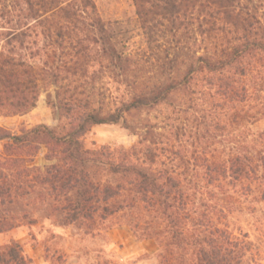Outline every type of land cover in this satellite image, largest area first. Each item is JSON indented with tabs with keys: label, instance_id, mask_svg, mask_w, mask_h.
I'll list each match as a JSON object with an SVG mask.
<instances>
[{
	"label": "trees",
	"instance_id": "1",
	"mask_svg": "<svg viewBox=\"0 0 264 264\" xmlns=\"http://www.w3.org/2000/svg\"><path fill=\"white\" fill-rule=\"evenodd\" d=\"M132 3L144 41L135 54L93 0H0V118L29 114L51 90L55 121L0 128V233L37 212L89 234L119 216L156 241L158 264H245L250 244L219 226L208 187L264 184V131L250 129L264 119V0ZM145 110L136 144L85 146L94 126L135 132L126 116ZM218 138L225 157L210 151ZM0 264L33 263L11 239Z\"/></svg>",
	"mask_w": 264,
	"mask_h": 264
},
{
	"label": "rangeland",
	"instance_id": "2",
	"mask_svg": "<svg viewBox=\"0 0 264 264\" xmlns=\"http://www.w3.org/2000/svg\"><path fill=\"white\" fill-rule=\"evenodd\" d=\"M93 1L103 20L117 21L125 31L128 51L131 54H135L138 50L142 51L143 35L132 0ZM146 74H148V66L136 73L138 78H143ZM50 91L42 92L37 107L29 114L0 118V128L16 134L38 123L54 125L55 121L45 106V98ZM152 115V112L148 113V110L127 115V122L134 127L135 132L125 128L122 123L94 126L85 135V146L92 149L107 145L130 147L143 136L145 133L143 125H147L148 118ZM250 129L254 134L264 131V119L252 124ZM5 142L6 140H0V154ZM228 145L225 138H218L210 151L214 149L213 154L216 157H225V148ZM174 148L176 153L180 152L187 156L191 154L190 146L184 142L176 143ZM43 163V151H41L35 158V164ZM221 184L222 188L215 185L208 187L213 206L217 204L218 211L221 209L223 211L218 220L219 226L227 229L235 237L245 238L248 241L250 252L246 255L245 264L260 262L264 264V184L262 180L248 179L234 183L224 179ZM33 217L36 219L34 224L21 222L10 231L0 233V244H5L11 239L17 241L33 264H158L159 247L156 241L138 239L125 224L124 219L119 216L113 217L104 224L109 225L111 229L106 230L104 226H101L103 230H96L91 234L75 226H59L42 212L35 213Z\"/></svg>",
	"mask_w": 264,
	"mask_h": 264
}]
</instances>
